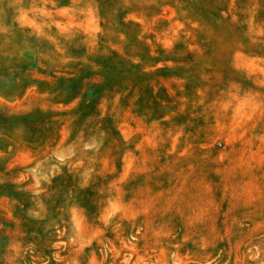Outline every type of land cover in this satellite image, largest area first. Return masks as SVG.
I'll use <instances>...</instances> for the list:
<instances>
[{
    "label": "rangeland",
    "instance_id": "374dc122",
    "mask_svg": "<svg viewBox=\"0 0 264 264\" xmlns=\"http://www.w3.org/2000/svg\"><path fill=\"white\" fill-rule=\"evenodd\" d=\"M0 264H264V0H0Z\"/></svg>",
    "mask_w": 264,
    "mask_h": 264
}]
</instances>
